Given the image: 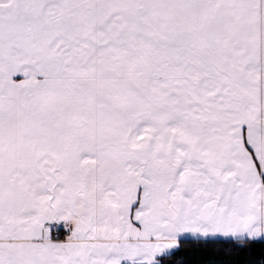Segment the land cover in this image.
Masks as SVG:
<instances>
[{
  "label": "snow or ice",
  "instance_id": "1",
  "mask_svg": "<svg viewBox=\"0 0 264 264\" xmlns=\"http://www.w3.org/2000/svg\"><path fill=\"white\" fill-rule=\"evenodd\" d=\"M0 264H264V0H0Z\"/></svg>",
  "mask_w": 264,
  "mask_h": 264
}]
</instances>
